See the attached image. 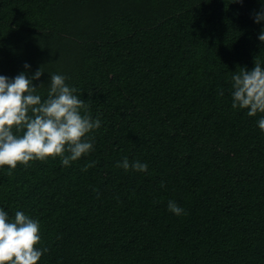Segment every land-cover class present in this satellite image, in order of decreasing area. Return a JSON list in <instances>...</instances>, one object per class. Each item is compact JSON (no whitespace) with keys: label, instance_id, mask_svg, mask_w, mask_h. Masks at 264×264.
I'll return each instance as SVG.
<instances>
[{"label":"trees","instance_id":"obj_1","mask_svg":"<svg viewBox=\"0 0 264 264\" xmlns=\"http://www.w3.org/2000/svg\"><path fill=\"white\" fill-rule=\"evenodd\" d=\"M262 6L0 0V75L41 67L42 99L64 75L101 121L68 167L0 168V209L40 223L38 264H264V113L231 106L233 72L264 68ZM125 157L148 171L118 167Z\"/></svg>","mask_w":264,"mask_h":264},{"label":"clouds","instance_id":"obj_2","mask_svg":"<svg viewBox=\"0 0 264 264\" xmlns=\"http://www.w3.org/2000/svg\"><path fill=\"white\" fill-rule=\"evenodd\" d=\"M233 3L242 4L243 0H233ZM254 20L257 24L264 21V6L254 13ZM258 39L264 42V29ZM29 67L25 63L24 68ZM43 74L40 67L31 77L24 72L12 79L0 75V168L7 166L14 170L18 165L27 167L31 161L56 157L60 158L62 166L68 167L94 150V137L89 134L101 127L100 119H93L89 104L76 94L75 87L66 84L64 75L50 74L47 97L42 99L36 94L33 81ZM231 80L232 108L248 109L250 117L264 113V68L260 62L254 58L251 70L239 67ZM257 124L264 132V117ZM14 128L22 135L14 134ZM93 166L91 162L82 170ZM117 166L125 171L129 168L148 171L147 163H130L127 157ZM167 207L177 216L186 214L173 200L168 201ZM40 242L38 220L22 211H16L14 219L10 220L8 213L0 209V264H38L42 255L49 251L47 247L38 248Z\"/></svg>","mask_w":264,"mask_h":264}]
</instances>
